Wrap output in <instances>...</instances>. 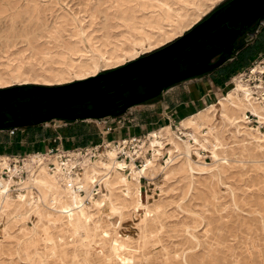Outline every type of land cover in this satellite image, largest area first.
Segmentation results:
<instances>
[{
	"label": "rangeland",
	"instance_id": "rangeland-1",
	"mask_svg": "<svg viewBox=\"0 0 264 264\" xmlns=\"http://www.w3.org/2000/svg\"><path fill=\"white\" fill-rule=\"evenodd\" d=\"M230 1L0 0V90L62 86L112 71L169 45ZM256 23L235 40L234 47L252 39L250 30ZM216 69L129 108L120 119L126 121L123 134L118 128L105 134L114 122L110 117L69 125L90 131L88 148L112 134L116 140L136 137L145 142L148 153L136 161L137 168L128 159H118L115 150L106 151L105 141L99 149L105 159L96 169L98 175H107L100 193L87 192L76 199L45 166L42 173L39 169L31 176L4 180L9 188L0 196V264H264V102L254 86L257 81H239L235 75L217 86L216 74L221 72ZM204 82L220 91L206 104H191L195 109L179 120L166 108L156 118L140 115L159 107L162 95L167 104H175L182 100L181 94L188 97L196 88L204 89ZM183 83L177 93L176 88L166 93ZM240 84L249 86L254 96L248 98ZM229 95L232 101H226ZM220 100L226 101L223 106ZM238 103L258 104L261 119L246 112L244 120ZM130 109L133 112L128 113ZM204 110L208 111L203 117H194ZM190 117L194 124L181 123ZM57 119L36 130L63 132L65 121ZM116 140L110 142L117 145ZM180 140L189 144V156ZM26 149L23 158L33 152ZM7 164L0 155V170ZM142 169L135 181L133 175ZM1 176L6 178L0 172L1 181ZM83 176L91 182L89 173ZM82 200L92 205L82 208ZM77 217L89 228L84 240L72 220Z\"/></svg>",
	"mask_w": 264,
	"mask_h": 264
},
{
	"label": "bare ground",
	"instance_id": "bare-ground-1",
	"mask_svg": "<svg viewBox=\"0 0 264 264\" xmlns=\"http://www.w3.org/2000/svg\"><path fill=\"white\" fill-rule=\"evenodd\" d=\"M263 18H264V0H235L229 5H227L225 8H223L222 10H219L218 12L214 13L206 22L194 28L188 35L183 36L178 42L174 43L170 47L148 58L136 61L135 63L128 65L127 67H124L113 73L102 75L100 77H96L92 80H88L83 83H77V84L67 86L64 88H59V89L18 88L15 90L0 92V128H6V127L16 128L18 126L34 125V124L38 125V123L40 122H45L49 119L56 118V117H58V120L59 118H67V119H74L76 121L77 120L99 121V120H105V118H102L104 116L118 115L126 111L128 107L158 95L162 89H164L166 86L170 84H173L187 77L199 75L205 71H208L214 68V66H217L216 65L217 63L213 67L207 64L209 58L214 53H216L217 48H219L222 53L218 63L224 62L232 52L231 46H232L234 38L237 35L244 32L251 22H253L256 19H263ZM239 87L243 88L244 94L246 96L249 95L246 93L247 88L243 87L241 84ZM109 92H112V93L109 94ZM231 96L232 95H229L226 101L228 100L230 101V99L232 101L233 98ZM226 101L220 100L218 104H220V106L221 105L223 106L224 102ZM238 104L240 105V112L243 115L242 117L244 118V120L246 119V112H249L250 115L256 117L257 119H261L258 109L255 108L256 105H254V107H251V105L247 106L245 105V103L244 104L238 103ZM207 111L208 110L201 111L200 113L197 114V116H194V117L201 118V116ZM194 119L195 118L190 117L188 119L183 120L181 123L182 124L187 123V125L188 123L194 124L195 123ZM4 122L6 124L5 127L1 125V123H4ZM131 122H134V120L132 119ZM255 131L258 132L257 130ZM178 133L180 136L184 137V133L182 132V130L179 129ZM190 137L199 146V141L195 138V136L191 134ZM122 140L124 141L123 142L119 141L117 145L115 143L113 144L110 141H107L106 151L115 150V153H116L115 155L118 158L120 146L128 144V141L126 139H122ZM132 141L133 140L131 139V142ZM182 143L184 145L186 155L189 156L190 154L189 144L184 141H182ZM153 145H157V144L153 143ZM153 145L151 144V146ZM134 148H137L135 152L136 153L135 155L137 156V158H140V156L144 157L148 153V151L145 150L144 141L142 142L139 141V143H137ZM86 151H87L86 155H83L81 152H77V151H69L65 154L61 152V153H57L56 155H50V156L44 155V154H37V153L28 154L26 155V158H24V160L22 161V165L20 166L15 165L14 167L10 165V161H13L15 163L17 162L15 160H10V157L8 156L2 155L7 159V162H8L7 164L8 168H3L2 170L7 169L8 176L7 178L1 176V179L3 181L0 180V196L2 195L5 196L6 191L9 188V184L5 183L4 180L7 181V179L11 177L20 176V175H17L18 171H23L25 173V175L21 177H27L28 175L31 176L33 174L38 173L37 171L42 166L43 167L45 166L47 169L46 168H43V169L48 170V172L58 180L61 186L66 191H68L67 193H70L74 198L78 199V198L87 196L88 195L87 192H90L91 194H95L100 189V186L103 183L102 182L103 179L107 176V175L106 176L102 175L101 173H100L101 175H98V172L96 171V169L100 168L99 164H102V159H105L103 158L104 152L99 153L97 156H95V159L92 160V159H89V157L92 156V153H93L91 148H87ZM154 152H156V150L153 149V156H154ZM127 156H129L130 158L129 163H132L134 167L138 168L139 166H137V164L135 163L134 156H132L130 153H127ZM62 157H66L67 159L66 160L59 159ZM121 161H124V160H121ZM144 169H142V171H138L135 175H133L135 176V179H136L135 181H139V178L142 176L141 173H144L143 172ZM67 171L73 172L75 177L66 176L65 172ZM83 173H89L92 180L96 181V183H91L92 180L90 182V180H88L89 178L85 179L89 181L88 183H86L83 180V178L85 177L84 176L82 177ZM105 173H108V171L106 170ZM68 181L70 182L81 181L84 184L83 186L84 195L73 192L71 189L67 188ZM36 183H41V182L37 181ZM96 185L98 186L96 187ZM56 188L57 187L55 186V189ZM33 191L35 190L33 189ZM50 194H51V191H50ZM90 204H91L90 200H82L79 203V205L82 208H86L90 206ZM63 211L61 210V212ZM80 218L77 217V218H73L72 220L74 221L78 230H80L79 232H81V234L80 233L78 234L81 236H78V237H80L81 240H84L90 233H89V228L85 224H83V222L81 221L82 218L81 219Z\"/></svg>",
	"mask_w": 264,
	"mask_h": 264
},
{
	"label": "crops",
	"instance_id": "crops-1",
	"mask_svg": "<svg viewBox=\"0 0 264 264\" xmlns=\"http://www.w3.org/2000/svg\"><path fill=\"white\" fill-rule=\"evenodd\" d=\"M251 33H252L251 34L252 35V39H246L244 41V43H245L244 46H246V47H247V45H249V46L255 45V43L262 42L264 40V21H262L260 24H256L255 27L253 28V30L251 31ZM251 48H257V47L252 46ZM263 54H264V46L261 48L260 52H258V55L255 56L251 60L250 64L253 61H255L256 59H258L260 57V55H263ZM233 58L234 57H232L231 60ZM221 63L222 62H220V63L217 62L216 65H219ZM184 84L185 83H183L182 85H178L176 87H173V88L169 89L168 91H166V93L169 92L170 90H173L174 88H176V90L174 89L176 92L175 91L174 92L177 93L178 92L177 90H180L181 87H185ZM203 84L205 86L204 89L203 88H200V89L196 88V90L188 93V97H185L184 94H181L180 96L182 97V100L177 102V103H175V104H171V103L167 104L166 101H165V96L166 95H162L163 97H161V99H160V100H162V102L160 101V106L159 107L155 106L154 108H151L150 110L148 109L146 111H143L140 115H142L144 117L156 118L155 116H159V115L163 114V112H164L163 109L164 108L169 109V112H171L170 113L171 116L176 115V117L178 115L180 116V115H183V114L187 115L189 113H192L191 111L194 108V107H192V105H194L195 103L206 104L208 101H210V100L212 101V98H213L212 95L216 96V94H217L216 91H220L219 87H217L218 85L215 88H211V85H209L208 82H204ZM171 97L168 98V99H171ZM176 97L177 96L173 97V101L175 100ZM163 101H165L166 106H164ZM160 109H161V113H158V111ZM187 111H189V112H187ZM129 112H133L132 109H130L128 111V113ZM127 114H126V116H129ZM149 114H150V116H149ZM53 126H55V125H53ZM103 127H105V126H103ZM47 130L51 134H53L51 129H47ZM63 130H64L63 132L58 131V133H56L57 135L62 137V139L65 137L63 135V133L67 130V128L64 127ZM45 131H46V129L43 130V132H45ZM2 132H4V131H0V133H2ZM21 132H19V134ZM106 133L107 132H105V134ZM121 134H123V130H121ZM106 136H107L106 140H105V137L104 138L102 137V141L103 142H105V141H115L116 137H117L115 135L113 136V134L112 135H106ZM42 137L43 136L39 137L38 135H35V134L33 135L32 133H30V134H28L26 136L17 135L16 137H6L5 133L0 134V155H5V156L17 155V154H8L9 152H6V151L9 150V149L11 150L12 147H17V146H21V147H24V148L32 147V146H35L36 143H38V142L41 143L43 146H45V147H41V150L42 151H46L47 150V148H46L47 145H49V144L51 145L52 144V139L53 138L50 137L51 139H49V138H45V137L42 138ZM25 153L26 152H24L23 154H25Z\"/></svg>",
	"mask_w": 264,
	"mask_h": 264
},
{
	"label": "trees",
	"instance_id": "trees-1",
	"mask_svg": "<svg viewBox=\"0 0 264 264\" xmlns=\"http://www.w3.org/2000/svg\"><path fill=\"white\" fill-rule=\"evenodd\" d=\"M252 30L253 29H251L250 32ZM244 45H245V43L243 42V43H240L239 45H237L235 47L233 46L234 51H233L232 57H234V58L230 62H228L224 67L220 68V70H217L215 68L216 72L217 71L219 73L221 72V74H216V75H220V79L215 81L216 85H224L226 82H228L231 79L232 76H235L238 73L244 71L246 68H248L250 66L251 60L255 56L258 55V52H260L261 48L264 46V40L262 42L255 43V45H251V46L247 45V47ZM252 46L257 47V48H251ZM263 56H264V54L260 55V57H263ZM219 57L220 56H218V58L216 59V61L214 63H216L219 60ZM215 69L210 70L211 73L214 72ZM214 74L212 76H215ZM157 97H159V95L154 97V98H157ZM154 98L146 100L140 104L152 101V100H154ZM123 115H124V113L119 114L117 116H107L104 118L110 117L113 119H117ZM176 118L179 120L180 116L178 115ZM59 120H63V121H65V123L68 124L67 130L63 133V135L65 137L62 139V145H63V148L65 150H69V149H71V147L72 148H74V147L83 148V147L87 146V143H89L90 139H92V135H91L90 131L86 132L85 129L82 131H78L76 128H71V126H69V125H71L75 120H70V119H59ZM50 121H52V120H50ZM50 121H48V122H50ZM41 124H43V123H39L38 125L37 124L36 125H27L26 127L25 126L16 127L17 129L21 128L19 130H22V132L20 134H19V132H17L12 137H16L17 135L26 136V135L32 133L33 135L35 134V135H38L39 137L43 136V137L49 138V139H51L50 137L54 138L56 133L51 134L46 129V131L43 132V134H41L42 130H36V129H38L37 127L40 126ZM30 128H33V131ZM111 128L115 129L116 124L113 123L111 125ZM5 129L4 130L1 129L0 131H7V130L12 129V128H5ZM5 135H6V137H9L7 133ZM57 145H58V141H56L54 144L47 145L46 148L48 149V148H51V147L57 146ZM41 147H45V146H43L41 143L38 142V143H36L35 146H32L31 148H32L33 153L34 152H43L41 150ZM6 152H9L8 154L22 155L24 152H27V149L24 147H21V146H17V147H12L11 150L9 149Z\"/></svg>",
	"mask_w": 264,
	"mask_h": 264
},
{
	"label": "built area",
	"instance_id": "built-area-1",
	"mask_svg": "<svg viewBox=\"0 0 264 264\" xmlns=\"http://www.w3.org/2000/svg\"><path fill=\"white\" fill-rule=\"evenodd\" d=\"M236 76L237 77H240L239 81H257L259 84H255L254 86L257 87L259 90H261V92H259V94H260V98L264 102V56L256 59L255 61H253L248 68H246L244 71L238 73ZM262 81H263V83H262ZM245 88H247V91L246 92H248L247 93V94H249L248 96L252 95V97H253L254 96L253 95L254 92L250 90V87L249 86H245ZM124 116H121V117H119L117 119H113L112 118L114 120V122H112L111 124H109V126H107V128L105 129V131L107 133L112 132L114 130L113 128H111V125L113 123L116 124V128L122 130L125 127V124L124 123H126V121H123V120H120V119L122 117H124ZM52 121L45 122L43 124L44 127L48 128L50 126V123ZM119 124H120V126H119ZM64 126H68V124L64 122ZM21 131L22 130H18L17 128H12V129L7 130L6 133L8 134L9 137H12L17 132H21ZM132 140L133 141L131 142V139H129L128 140L129 141L128 144L120 146V151H119V154H118V159L120 157H123L124 161L126 159H128L130 161V158H129V156H127V153H130L132 156H134L135 163L139 159L135 155L136 154L135 152H136L137 148H134V147H135V145L137 143H139L140 140L138 138H136V137H133ZM56 141H58V145L57 146H53L51 148H48L46 151H43V152H34V153L44 154V155H56L59 152H62L63 154H65V153H67V152L70 151V150H64L63 145H62V137H60L57 134L52 139V144H54ZM116 141L123 142L124 140H120L119 139V140H116ZM113 142H115V141H113ZM129 145H132V147L128 149V146ZM88 147L89 146H86V147H83V148L74 147V149H72V151L81 152L83 155H86L87 153H86L85 149L88 148ZM90 147H91V150H92L93 153H92V156L89 157V159H94L95 156H97L99 154V149L101 147H105V142L102 141L100 143V145H98L96 147H93V146H90ZM34 153H31V154H34ZM8 157H10V160H15L17 162V163H15L13 161H10V163L11 162L14 163V165L12 167H14L16 164H19V162H22L24 160V158H23L22 155H14V156H8ZM59 159L66 160L67 158L66 157H62V158H59ZM0 172L6 174V178H7V176H8V170L7 169H4L2 171L0 170ZM23 173H24L23 171H18L17 175L23 176ZM65 174H66V176H73V177H75V175H74L73 172H68L67 171V172H65ZM83 186H84V184L81 181H77V182H70V181H68L67 182V188L71 189L73 192H76V193H79V194H82V195H84ZM97 186L98 185H96V187Z\"/></svg>",
	"mask_w": 264,
	"mask_h": 264
},
{
	"label": "water",
	"instance_id": "water-1",
	"mask_svg": "<svg viewBox=\"0 0 264 264\" xmlns=\"http://www.w3.org/2000/svg\"><path fill=\"white\" fill-rule=\"evenodd\" d=\"M233 1H235V0L230 1V2H228L227 4H224V5L221 6L220 8L216 9L215 11H213V12L209 15L208 18H206L204 21H202V22L198 23L197 25H195L192 29H190V30H189L187 33H185L183 36L188 35V34H189L194 28H196V27L202 25V24H203L204 22H206V21H207V20H208V19H209L214 13L218 12L219 10H222V9L225 8L227 5H229L230 3H232ZM262 21H264V18H263V19H256V20H254L253 22H251V23L248 25L247 29H246L244 32H242L241 34L237 35V36L234 38L233 43H232V46H231V47H232V52H231V54L229 55V57H228L224 62H222L221 64H219V65H217V66H214V65H215L219 60H218L216 63H211V62H210L211 59H213V58H215V57H217V56H220V57H221V55H222L221 50H220L219 48H217V49H216V50H217L216 53H214V54L209 58L207 64H208L209 66H212V67L214 66V68H212V69H215V68H218V67L222 66V65H223L224 63H226L227 61H230L231 58H232V55H233V51H234L233 46H234V42H235V40H236L239 36H241L242 34L247 33V32L249 31V29H250V26H251L253 23L257 22L256 24H260ZM183 36H182V37H183ZM182 37L178 38L177 40H175L174 42L170 43L169 45H167V46H165V47H163V48H161V49H159V50H156V51H154V52H152V53H150V54H148V55H146V56L140 57V58H138V59H136V60H134V61H132V62H130V63H128V64L122 66V67H120V68L114 69V70L109 71V72H105V73L98 74L97 76L91 77V78L86 79V80H83V81H76V82H74V83H70V84H66V85H62V86H53V87L35 86V85H19V86H16V87H11V88H6V89H1L0 92L10 91V90L18 89V88L59 89V88H64V87L71 86V85H74V84H77V83H83V82H86V81H88V80H92V79H94V78H96V77H100V76H102V75H107V74L113 73V72H115V71H117V70H120V69H122V68H124V67H127L128 65H131V64L135 63L136 61H139V60H142V59L148 58V57H150V56H152V55H154V54H156V53H158V52H160V51H163L164 49L170 47V46L173 45L174 43L178 42ZM220 57H219V59H220ZM212 69H210V70H212ZM210 70H208V71H210ZM208 71H205V72H203V73H201V74H199V75H202V74H204V73H206V72H208ZM199 75H195V76H192V77H187V78L182 79V80H179V81H177V82H175V83H173V84H170V85L166 86L164 89H162L158 95L162 94L163 91H164L165 89H167L168 87H170V86H172V85H174V84H176V83H178V82H181V81H183V80L190 79V78H193V77H196V76H199ZM111 93H112V92H109V94H111ZM158 95H156V96H158ZM156 96H154V97H156ZM154 97H152V98H154ZM152 98H149V99H152ZM149 99H146V100H149ZM146 100H144V101H146ZM144 101H142V102H144ZM142 102H140V103H142ZM117 103H118V101H117ZM140 103H137V104H140ZM137 104H134V105H137ZM134 105H132V106H134ZM119 106H120V105H119ZM132 106L128 107V109L131 108ZM128 109H127V110H128ZM127 110H126V111H127ZM126 111H124V112H122V113H125ZM122 113H120V114H122ZM118 115H119V114H118ZM108 116H117V115H108ZM104 117H107V116H104ZM104 117H102V118H104ZM56 118H58V117H56ZM56 118L49 119V120H47V121H45V122H48V121H50V120H54V119H56ZM59 119H67V118H59ZM70 120H74V119H70ZM75 121H76V120H75ZM45 122H40V123H45ZM38 124H39V123H38ZM1 125H3V126L5 127L6 124H5V122H4V123H1ZM34 125H36V124H34ZM24 126H27V125H24ZM18 127H22V126H18ZM6 128H10V127H6ZM0 129H5V128H0Z\"/></svg>",
	"mask_w": 264,
	"mask_h": 264
},
{
	"label": "flooded vegetation",
	"instance_id": "flooded-vegetation-1",
	"mask_svg": "<svg viewBox=\"0 0 264 264\" xmlns=\"http://www.w3.org/2000/svg\"><path fill=\"white\" fill-rule=\"evenodd\" d=\"M225 4H226V3H225ZM222 6H223V5H222ZM219 8H220V7H219ZM217 58H218V56L215 57V58H213L212 63H214V62L216 61ZM228 62H230V61H227L226 63H224L222 66H220V68L224 67Z\"/></svg>",
	"mask_w": 264,
	"mask_h": 264
}]
</instances>
